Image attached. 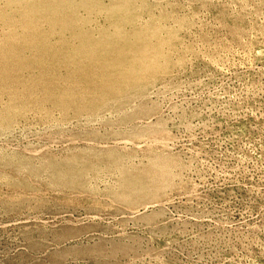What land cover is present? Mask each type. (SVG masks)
I'll return each mask as SVG.
<instances>
[{"label": "rangeland", "instance_id": "obj_1", "mask_svg": "<svg viewBox=\"0 0 264 264\" xmlns=\"http://www.w3.org/2000/svg\"><path fill=\"white\" fill-rule=\"evenodd\" d=\"M0 264H264V0H0Z\"/></svg>", "mask_w": 264, "mask_h": 264}]
</instances>
